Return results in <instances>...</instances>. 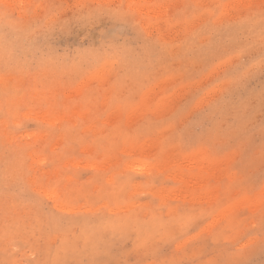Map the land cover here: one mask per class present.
<instances>
[{
  "label": "rangeland",
  "instance_id": "374dc122",
  "mask_svg": "<svg viewBox=\"0 0 264 264\" xmlns=\"http://www.w3.org/2000/svg\"><path fill=\"white\" fill-rule=\"evenodd\" d=\"M0 264H264V0H0Z\"/></svg>",
  "mask_w": 264,
  "mask_h": 264
}]
</instances>
